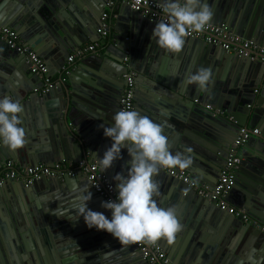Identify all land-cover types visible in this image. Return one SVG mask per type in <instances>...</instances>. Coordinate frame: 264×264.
Segmentation results:
<instances>
[{
  "label": "water",
  "instance_id": "water-1",
  "mask_svg": "<svg viewBox=\"0 0 264 264\" xmlns=\"http://www.w3.org/2000/svg\"><path fill=\"white\" fill-rule=\"evenodd\" d=\"M107 1L0 0V27L13 29L45 59L44 77L60 71L84 43H98L100 53L78 60L64 81L40 93L43 78L29 71L24 54L0 41V98L22 104L27 140L16 151L0 146V167L8 159L20 167L83 159L98 164L95 155L102 158L112 144L99 126L114 123L123 75L134 72V110L166 125L173 154L185 146L193 149V163L182 171L198 184L215 185L240 128L260 129V136L240 147L235 183L226 197L243 211L239 216L219 210L164 172L153 177L160 185L158 206L174 207L183 225L171 245L157 242L161 249L173 264H264V233L255 226H264V66L191 37L178 54H169L151 39L156 22L130 10L129 0L118 4L104 39L98 29ZM206 2L214 10L211 24H225L264 46V0ZM200 68L212 70L207 91L182 83ZM206 105L224 115L213 116ZM121 157L104 171L116 190L113 177L127 175L130 167L127 148ZM85 188L92 193L88 208L110 220L83 176L43 178L30 187L6 182L0 189V264H146L133 245L121 246L75 215L72 205ZM58 207L63 215L53 214Z\"/></svg>",
  "mask_w": 264,
  "mask_h": 264
},
{
  "label": "clouds",
  "instance_id": "clouds-1",
  "mask_svg": "<svg viewBox=\"0 0 264 264\" xmlns=\"http://www.w3.org/2000/svg\"><path fill=\"white\" fill-rule=\"evenodd\" d=\"M161 8L164 18L156 23L151 39L169 54H178L186 38L204 31L214 16V10L206 0H162ZM212 75L210 68H200L182 83L207 91ZM23 111L19 101L10 96L0 98V146L10 151L21 149L27 143L26 132L21 126ZM112 119L114 123L111 126H99L103 128L104 136L112 141L102 158L95 155L99 167L102 171L111 168L114 161L122 158L121 150L124 148H127L131 159L127 175L117 173L113 177L118 191L115 201L101 202V207L111 211V219L88 208L92 199L88 188L76 197L72 211L79 218L83 217L89 229L110 233L121 246L141 242L151 246L162 239L171 245L183 225L174 207L158 206L155 197L160 196V185L153 177L162 169L189 168L193 163V149L185 146L182 152L173 154L172 144L164 134L166 125L154 122L138 111L122 109ZM57 212L64 214L59 207L53 214Z\"/></svg>",
  "mask_w": 264,
  "mask_h": 264
},
{
  "label": "built area",
  "instance_id": "built-area-1",
  "mask_svg": "<svg viewBox=\"0 0 264 264\" xmlns=\"http://www.w3.org/2000/svg\"><path fill=\"white\" fill-rule=\"evenodd\" d=\"M124 0L116 1L108 0L105 4L104 12L100 17L99 34L101 37L107 36V29L109 27V11L116 5L123 3ZM129 9L138 12L142 17L147 18L151 22H158L164 18L161 4L153 0H129ZM188 37L202 40L204 43L216 45L223 49L226 53L236 54L241 57H249L252 60L260 62L264 66V46L255 43L252 40L245 39L234 32L225 24H211L206 29L199 33H192ZM0 41L4 42L8 49L24 54L26 63L29 65V71L35 75L42 77L44 86L39 91L45 93L54 88L60 82L64 81L71 69V66L76 61L84 58L87 55L97 53L99 55L98 43H86L80 46L77 50L71 52L64 65L61 67L59 73L61 75L60 81H52L50 77H44L47 73V68L44 61L37 56L29 46L23 43L18 34L11 28L0 27ZM126 62V58H124ZM135 73L129 72L123 75L125 84L118 100V111L122 109L134 110L133 102V80ZM194 102H197L195 100ZM205 108L211 111L213 116L224 115V111L214 109L209 105ZM230 119L232 117H229ZM260 136V129L257 127H243L240 128L232 142L226 160L222 165L219 177L215 185L210 188L207 184H198L190 179L188 173L178 169H162L161 172L168 176L179 180L189 189L194 191L197 196L208 199L219 210L226 212L233 216H239L243 211L237 210L231 206L227 200V194L233 188L235 183V174L240 164L241 157L238 149L243 147L252 137ZM83 176L90 184L92 190L103 200L115 201L118 191L112 185L107 174L101 170L98 164L88 162L83 159L80 161H59L52 166L45 164H38L35 166L20 167L18 164L10 159L6 160L0 167V189L8 181L21 182L24 187H30L43 178L54 179L63 176L76 177ZM110 219L111 211L108 210ZM242 220L249 222L248 218L243 215ZM261 232L264 233L263 225H255ZM140 252L141 258L146 264H173L161 249L159 244L148 245L143 242L133 244Z\"/></svg>",
  "mask_w": 264,
  "mask_h": 264
},
{
  "label": "crops",
  "instance_id": "crops-1",
  "mask_svg": "<svg viewBox=\"0 0 264 264\" xmlns=\"http://www.w3.org/2000/svg\"><path fill=\"white\" fill-rule=\"evenodd\" d=\"M114 2H116V1H120V0H113ZM118 4H116L110 11H109V18H108V22L110 21V19L112 20V22H114V19H115V17L117 16V11H118ZM101 17V16H100ZM105 38H107V36L106 37H104V39ZM85 44V43H84ZM43 61H45V59H43V57H40ZM77 62V61H76ZM75 62V63H76ZM50 79L52 80V81H60V79H59V71L57 72L56 71V73L55 74H53V75H51L50 76ZM61 83V82H60ZM119 100V99H118ZM118 100H117V102H116V108L118 109ZM258 128V127H257ZM240 149V148H239ZM239 149L237 150L238 151V153H239ZM40 164H43V163H40ZM160 246V245H159ZM164 251V250H163ZM165 252V251H164ZM165 254H166V256L168 257V254L165 252ZM140 257H141V255H140ZM169 258V257H168ZM170 259V258H169ZM171 260V259H170ZM172 262V261H171Z\"/></svg>",
  "mask_w": 264,
  "mask_h": 264
}]
</instances>
